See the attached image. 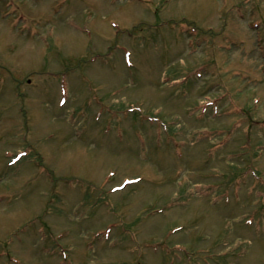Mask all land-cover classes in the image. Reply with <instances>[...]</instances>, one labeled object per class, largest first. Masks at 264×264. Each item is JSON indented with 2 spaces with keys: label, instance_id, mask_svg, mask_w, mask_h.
<instances>
[{
  "label": "rangeland",
  "instance_id": "374dc122",
  "mask_svg": "<svg viewBox=\"0 0 264 264\" xmlns=\"http://www.w3.org/2000/svg\"><path fill=\"white\" fill-rule=\"evenodd\" d=\"M0 264H264V0H0Z\"/></svg>",
  "mask_w": 264,
  "mask_h": 264
}]
</instances>
